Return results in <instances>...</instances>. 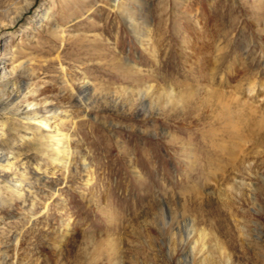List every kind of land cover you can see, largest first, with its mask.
<instances>
[{"label": "rangeland", "instance_id": "374dc122", "mask_svg": "<svg viewBox=\"0 0 264 264\" xmlns=\"http://www.w3.org/2000/svg\"><path fill=\"white\" fill-rule=\"evenodd\" d=\"M0 24V264H264V0H0Z\"/></svg>", "mask_w": 264, "mask_h": 264}, {"label": "bare ground", "instance_id": "6f19581e", "mask_svg": "<svg viewBox=\"0 0 264 264\" xmlns=\"http://www.w3.org/2000/svg\"><path fill=\"white\" fill-rule=\"evenodd\" d=\"M261 4H262V2H261ZM26 8H27V6H26ZM47 13H48L47 11L46 12H43V16L42 17L45 18V16H46ZM10 21H11V25H12L14 20H10ZM40 21H41V19H38L37 18V20L35 21V23L36 24H39ZM5 28H6V25L0 24V49L2 48V50H4L5 45H6V43H4L3 41H4L5 37L8 35V33L5 31ZM5 70H6V67H4V63L1 62V60H0V86L1 87H2V85L5 84L4 82H7V83L9 82L8 78L5 77V73L7 72V74L9 75L11 73V70H8V71H5ZM14 86L15 85H12L9 88H6L5 87V88H2V89L0 87V101L2 99H4V97L7 96V94L10 93L14 89ZM82 87H83V90H84L83 94L86 95L87 94L86 93L87 92V87H85V86H82ZM28 89L29 90H28L27 93H29L30 98L33 97L34 95H36L37 92L34 90L33 87L32 88L29 87ZM254 90L255 89H254V86L253 85H250L247 88V94L246 95H247V97L249 99L255 93ZM235 98H231V100L232 99L234 100ZM220 99H221V97H220ZM25 102H26L25 105L20 109V111H23V113H22L23 114V117L22 118L24 119V121L26 122V124L27 125H32L33 128H34V131H36L39 128H41L46 133L47 132H53L54 135H55V137H57L58 140L60 141V143H63V147H64V144L65 143H68L67 137L65 136V134L62 131H59L57 129V127L54 126V125H52L51 122H50V115H51L52 112H56V113H59V114H63V112L58 111V109H54V111H52L51 109H46L45 111H43L40 114L39 113V106H40V103L39 102H36L34 100H28V101H25ZM15 107H16V105H15ZM16 110H18V108H16ZM59 136H61V137H59ZM8 159H9V156H7V154H4V153H2V151H0V167L6 166L8 164ZM10 165H12V164H9V167H11ZM191 224H192V222L190 224H188L189 227L191 226ZM190 231L192 233L193 230L190 229Z\"/></svg>", "mask_w": 264, "mask_h": 264}]
</instances>
